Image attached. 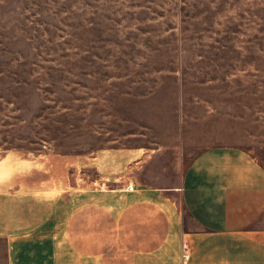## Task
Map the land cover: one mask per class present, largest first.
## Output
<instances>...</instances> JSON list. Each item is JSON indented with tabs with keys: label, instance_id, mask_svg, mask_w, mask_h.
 <instances>
[{
	"label": "rangeland",
	"instance_id": "1",
	"mask_svg": "<svg viewBox=\"0 0 264 264\" xmlns=\"http://www.w3.org/2000/svg\"><path fill=\"white\" fill-rule=\"evenodd\" d=\"M216 147L264 167V0H0V185L48 170L87 213L95 165L170 187Z\"/></svg>",
	"mask_w": 264,
	"mask_h": 264
},
{
	"label": "crops",
	"instance_id": "2",
	"mask_svg": "<svg viewBox=\"0 0 264 264\" xmlns=\"http://www.w3.org/2000/svg\"><path fill=\"white\" fill-rule=\"evenodd\" d=\"M144 156L126 153L131 173L112 180L95 165L109 190L88 195L87 213H64V197L49 212L48 170L0 185L5 264H264V167L257 158L238 147L208 149L165 187L136 174ZM71 198L75 204V192Z\"/></svg>",
	"mask_w": 264,
	"mask_h": 264
},
{
	"label": "built area",
	"instance_id": "3",
	"mask_svg": "<svg viewBox=\"0 0 264 264\" xmlns=\"http://www.w3.org/2000/svg\"><path fill=\"white\" fill-rule=\"evenodd\" d=\"M128 189L131 190V187H129ZM187 254H188V248L186 245H183V249H182L183 261H185L187 259Z\"/></svg>",
	"mask_w": 264,
	"mask_h": 264
}]
</instances>
